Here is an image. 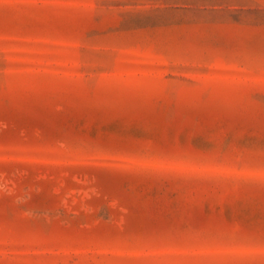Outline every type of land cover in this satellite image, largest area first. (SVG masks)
Segmentation results:
<instances>
[{"label": "rangeland", "instance_id": "obj_1", "mask_svg": "<svg viewBox=\"0 0 264 264\" xmlns=\"http://www.w3.org/2000/svg\"><path fill=\"white\" fill-rule=\"evenodd\" d=\"M0 264H264V0H0Z\"/></svg>", "mask_w": 264, "mask_h": 264}]
</instances>
